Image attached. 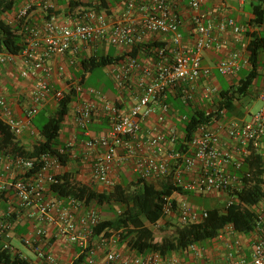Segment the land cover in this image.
<instances>
[{
  "label": "built area",
  "instance_id": "2783aa9c",
  "mask_svg": "<svg viewBox=\"0 0 264 264\" xmlns=\"http://www.w3.org/2000/svg\"><path fill=\"white\" fill-rule=\"evenodd\" d=\"M180 2L125 0V18L110 26L106 16L93 8L83 10V21L73 26L58 24L52 15L42 25H31L27 22L31 6H24L16 14L21 25L18 35L22 49L19 54L1 51L0 65L20 62V77L33 80L30 103L21 115H17L10 102L0 95V122L8 128L15 141L25 133L37 134L32 124L35 116L50 101L58 103L64 96L62 91H55L50 85L53 70L48 61L70 50L76 52V43H106L132 48L142 43L148 33L166 35L172 47H157L156 58L151 66H141L137 58L126 57L113 72V80L119 90L129 86L134 72L139 73L136 80L138 92L132 97L128 109L109 100L100 90L75 85V96L85 93L90 97L77 105L75 125L83 130L84 135H89L88 126L99 112L109 123L107 131L97 137H89L84 142L89 153L97 152L91 163L92 181L112 188L114 181L111 172L114 166L124 165L136 178L156 180L170 177L172 184L184 192L199 195L226 193L225 208L230 206L235 201L231 197L232 189H238L242 184V180L231 173V166L239 170L250 148H257L264 136V84L257 93L261 108L252 113L247 121L230 122L225 129V138L218 132V129L225 128L221 124L217 128L201 125L181 150L176 149L177 141L172 133L166 135L157 131L145 141L140 139L141 124L145 120L154 116L158 123H162L169 116V89L181 88V102L187 103L193 99V95L186 86L212 74L210 68L202 65L200 53L221 49L222 43L217 40L215 32L230 31L236 40L243 32V28L233 18H222L214 22L210 17L196 12L191 18L194 43L192 48L184 49L178 13ZM201 3L202 0L188 1L194 11L200 9ZM42 8L46 11L52 6L45 2ZM135 12L141 13L139 23L133 18ZM246 66V55L234 51L219 60L216 70L221 76H232ZM58 70L62 72L63 68L59 67ZM218 93V87L206 85L201 96L211 101ZM167 143L171 146L167 158L160 159L157 153ZM70 146L68 144L56 153H44L35 158L3 153L0 150V197L9 189L12 190L19 206L32 209L30 216L39 224L20 238L22 244L47 264H60L54 255L44 252L39 243L47 233L44 225H49L54 228L56 238L75 245L83 253V260L77 264H97L98 252L104 253V259L99 264H186L178 256H161L156 251L138 253L130 259L123 257L122 253L113 249L120 242L119 231L109 230V236L100 234L89 247L94 229L101 221L96 206L86 205L84 200L72 195L45 198V193L51 191V185L59 182L57 173L63 164L59 157L66 155ZM192 172L194 175L186 179ZM256 211L249 256L241 254L238 240L234 244L227 242L225 246L228 253L223 264H264V197ZM116 212L120 214L121 210ZM161 212L160 220L150 225L152 230L164 224L168 217L174 218L180 226L199 224L207 217L206 210L192 207L176 193L162 197ZM10 214L0 219V248L14 251ZM225 233L231 234L229 226L219 233L218 238L222 239ZM187 251L196 257L203 255V248L199 244L190 245Z\"/></svg>",
  "mask_w": 264,
  "mask_h": 264
},
{
  "label": "crops",
  "instance_id": "0c3cea01",
  "mask_svg": "<svg viewBox=\"0 0 264 264\" xmlns=\"http://www.w3.org/2000/svg\"><path fill=\"white\" fill-rule=\"evenodd\" d=\"M167 1L173 2L175 0ZM188 1L189 0H181V2L178 4V13L181 20L180 32L182 34V46L184 49L188 50L192 48L194 43L195 34L191 25V18L196 12L210 17L214 22H217L222 18L230 17L235 19L239 25L248 27V21L250 18V12L246 8L248 0H202L200 9L198 11L192 10L188 5ZM45 2H49L52 8L45 11L42 8ZM97 4V0H15L14 8L9 13L3 14L2 19L6 22H9L10 24L18 25L19 21L16 18V14L24 6L30 5L31 8L29 9L27 17L28 24L42 25L48 16L52 15L58 24L73 26L76 23L83 21V10L92 8ZM98 13L104 14L106 16L108 26H110L113 22L125 18V0H111L106 10H100ZM133 18L137 23H139L141 13H133ZM19 30L16 31L17 35ZM260 30L264 33V26L261 27ZM215 36L217 40L222 43L221 49L218 51L205 50L200 53L202 65L210 68L212 74L206 79H200L191 82L186 86L193 95L190 107L200 105L201 109H204L207 112L210 110L211 103L210 101L202 98L201 95L203 88L206 85L216 86L219 89H221L223 86H231V84L236 83L239 78L243 76V72L248 69V67H243L236 75L222 80L216 70L219 60L224 59L229 55V53L236 50L242 51V53L245 54V47L249 42V37L243 33L241 34L239 41H237L235 36L230 31L224 33L215 32ZM146 45H148L150 50H143ZM76 46L78 48L76 52L74 50H70L66 54L62 56L56 55L48 61L49 66L53 70V76L50 80V85L55 91H62L63 95L68 94L71 89H74L76 84H79L82 73L80 60L82 58L91 55L116 57L131 50V48L128 46H115V49L111 51V48L114 45H109L106 43L100 44L78 42L76 43ZM164 46L172 47L168 36L162 34H146L143 37L142 43H140L137 47V58L140 65L144 67L151 66L155 59L154 49ZM119 64H121V62L108 65L102 69H104L105 73L108 74V76L113 80V72L116 71ZM59 67L63 68L62 72L58 70ZM20 68L21 65L19 61H16L11 65H0V95L5 97L10 102L17 115H21L23 109L29 105L30 90L33 83L32 79H23L20 77ZM138 74V72H134V76H132L129 81V86L123 90L117 89L113 80L112 85H110L111 87L103 84L102 88H100L102 90L101 92L109 100L116 102L124 109H128L132 103V97L138 92V89L136 88ZM88 76H86V78ZM86 78H84L79 84L84 89L87 87L83 86ZM263 82L264 51L260 55V68L258 71V76L250 89V94L245 98L236 101L232 109L230 108L229 110L222 111L219 119L212 120L209 126L211 128H217L218 125L222 124V126L225 128L218 129V132L222 138H225V129L230 122H243L249 120L251 112L245 109L248 107V105H252L255 101H257L255 94L260 89ZM89 87L91 88V86H88L87 88ZM180 95L181 93L179 88L169 89L167 93V101L170 105L169 116L162 123H158L154 116H151L145 120L141 124L140 139L142 141H145L150 134L157 131L166 135L172 133L176 138L177 143L182 140V122L185 117L184 113L187 111L189 106L182 104ZM89 98L90 97L88 95L83 93L80 96H75L69 104V110L62 121L59 136L56 139L55 148L58 150L65 148L68 144L71 146L68 148V153L64 155L66 156V162L62 164V167L57 174L58 176H61L64 173H68L77 184L89 185L92 189L99 193H109L116 185H123L125 182L136 181V176L129 172L128 167L116 164L111 172V178L114 181V186L112 188L92 181L91 163L93 162L97 152L92 151L89 153L84 146V142L89 137H97L107 131L109 128V123L99 112V114L94 116L92 123H90L88 126L89 135H84L83 130L75 125L74 115L77 105L80 101L88 100ZM212 100L214 99L212 98ZM57 104L58 103L56 102L50 101V103L46 105L41 111H45L47 115H50L55 111ZM36 131L37 134L35 135H29L28 133L22 135L17 141L18 145L23 147L25 150H31L34 143L41 140L37 129ZM170 148V144H165L164 147H162V150L158 151V157L160 159L167 158V153L169 152ZM257 151L264 159V137L262 138ZM193 175L194 172L186 176V179ZM166 179L158 178L156 180L147 181L150 182L155 188L159 189ZM185 193L186 194L180 197L185 198L192 207L202 210H205V207L202 205V199H205L204 201L208 203L209 206L218 207L220 204L217 205L214 203L220 201L224 204L227 198L226 193L223 192L213 193L214 195L212 194V196L216 195L213 201L210 198H204V195H199L194 192ZM52 196H55V194L50 190L45 193V198ZM104 206H96L101 219L104 220L114 218L107 215V213L102 210ZM107 206L110 208H115L112 203L108 204ZM31 212L32 209L22 208L19 206L12 190L9 189L5 194L1 195L0 219L5 218L7 213H11L9 217L13 221L12 239L17 238L20 240L22 236L27 234L35 226L39 225L36 219L33 216H30ZM164 222L165 223L161 226L170 228L171 225H169V223H175L176 220L172 217H168L165 218ZM44 227L46 228L47 233L39 241L44 252L54 255L60 264H73L76 260L80 259L81 251L78 247L63 241L60 238H56L55 231L52 226L44 225ZM231 234H224L222 238L223 248L214 244L219 239L218 237L214 240H208L199 244V246L203 248V255L200 257H196L188 251H174L168 256H178L186 264H223L226 261L228 253L225 244L233 240V238H231ZM234 237L241 238V254L248 256L252 245V241L249 236L247 237L238 234L234 235ZM13 248V252H18L23 255L15 247ZM113 249L122 253L123 257L128 259L138 254L137 251L132 249L125 241H120L113 246ZM23 256H25L32 264H47L45 260L39 259L36 256L34 259H31L26 255ZM103 259V252L96 253L97 264L103 261Z\"/></svg>",
  "mask_w": 264,
  "mask_h": 264
},
{
  "label": "trees",
  "instance_id": "16d2710c",
  "mask_svg": "<svg viewBox=\"0 0 264 264\" xmlns=\"http://www.w3.org/2000/svg\"><path fill=\"white\" fill-rule=\"evenodd\" d=\"M97 2L98 4L92 8L99 12L100 10H106L111 0H97ZM14 5L15 0H0V52L6 51L12 54H19L22 45L16 31L19 30L21 25L20 23L18 25L10 24L2 19L3 14L9 13L14 8ZM246 8L250 12L248 27L240 26L243 28L241 34L245 33L249 37V42L245 47V55L248 62L246 67L248 69L243 72V76L236 83L219 89L218 96L210 101L209 112L201 109L200 105L190 107L192 100L182 103L189 107L184 113L185 117L182 122L183 138L177 143V150L184 148V143H188L191 140L198 127L210 125L212 120L219 119L222 111L232 109L236 101L250 94V89L258 76L260 55L264 51V33L260 30L264 26V0H248ZM138 46L139 44L123 55L116 57L91 55L82 58L80 60L82 73L79 84L97 68L123 62L126 57L137 58ZM143 50H150V48L146 45ZM257 93L255 94L256 98ZM74 97L75 91L71 89L68 94H65L58 101L57 107L52 114L46 115L45 111H41L35 116L32 124L38 130L41 140L36 141L31 150H25L19 146L8 128L0 122V150L3 153L27 158L39 157L44 153H56V139L59 136L62 121L68 113L69 104ZM257 149L258 147L250 148V153L243 160L239 170H235L231 166V173L239 177L242 180V184L238 189H232L231 197L235 201L230 206L222 210L216 206L207 208V217L203 222L187 226L177 224L173 234L164 236L159 242L155 241L154 232L150 225L156 224L162 217V197L173 193L178 196L186 194L172 184L170 177L166 179L159 189L155 188L147 180L136 178L134 182H125L123 185L114 186L109 193H99L89 185L77 184L70 174L64 173L58 176L59 182L51 185L50 189L57 196L72 195L84 200L86 205L94 204L102 207L112 203L122 208L121 213L116 214L114 218L101 219L94 229L93 239L90 240L89 247L92 246V242L100 234L104 233V235L109 236L110 234L107 231L112 230L119 231L120 241L127 242L137 253L156 251L161 256H168L174 251H187L190 245H198L205 241L216 239L219 233L227 226L231 228L232 232L231 238L233 240L231 244H234L235 240L241 241V238L234 237V235L238 234L249 236L253 242L252 234L255 229L256 210L264 197V159ZM59 158L63 164L66 162V156H60ZM83 257L84 255L81 253L80 259L76 260L75 264L82 261ZM0 264L32 263L18 252L0 248Z\"/></svg>",
  "mask_w": 264,
  "mask_h": 264
},
{
  "label": "rangeland",
  "instance_id": "374dc122",
  "mask_svg": "<svg viewBox=\"0 0 264 264\" xmlns=\"http://www.w3.org/2000/svg\"><path fill=\"white\" fill-rule=\"evenodd\" d=\"M114 47L115 46H113L111 48V51H113L115 49ZM219 77H221V79L223 80V79H228L231 76H219ZM112 83H113L112 78L109 77L108 74L105 73V70L102 69V68H97L86 78V80L83 83L84 84L83 86H87V87L91 86V88H94V89L102 91L100 88H102L103 84H105L106 86L111 87L110 85H112ZM214 98L215 97H213V99ZM261 106H262L261 102H259L257 100L252 105H248V107L245 110L250 111L251 113H254L258 109H260ZM215 197H216V195L212 196V194L204 196V198H206V199L210 198V199H212V201L214 200ZM204 200L205 199H202V205H203V207H205L204 208L205 210H207L206 207H208V208L212 207V206H209V204L206 203ZM203 202H204V204H203ZM214 204H217V205L220 204L218 207L221 210L225 208V202L223 204V202L217 201ZM113 205L115 206V208L111 207L112 208L111 209L110 207L105 205L102 210H104V212L107 213V215L114 217L117 214L116 211L118 209L122 211V208L118 207L116 204H113ZM169 225H171L170 228H165L164 226L163 227L160 226V227H158V228L153 230L154 231V237H155L156 241H160L164 236H169V235L173 234L174 229L177 226V223L176 222L175 223H169ZM11 242H12L13 247H15L23 255H26L29 258L34 259V257H35L34 253L28 247L24 246L19 239L14 238V239H12ZM222 242H223L222 239H218L216 241V243H214V244L217 245V246H221L223 248Z\"/></svg>",
  "mask_w": 264,
  "mask_h": 264
}]
</instances>
